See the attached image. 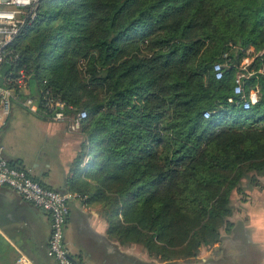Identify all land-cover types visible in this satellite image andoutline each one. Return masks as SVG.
<instances>
[{
	"label": "trees",
	"instance_id": "obj_1",
	"mask_svg": "<svg viewBox=\"0 0 264 264\" xmlns=\"http://www.w3.org/2000/svg\"><path fill=\"white\" fill-rule=\"evenodd\" d=\"M10 47L0 74L25 65L33 95L87 111L90 197L123 240L194 254L264 175V0H41Z\"/></svg>",
	"mask_w": 264,
	"mask_h": 264
},
{
	"label": "crops",
	"instance_id": "obj_2",
	"mask_svg": "<svg viewBox=\"0 0 264 264\" xmlns=\"http://www.w3.org/2000/svg\"><path fill=\"white\" fill-rule=\"evenodd\" d=\"M80 129L13 101L0 142L5 156L43 185L81 193L70 206L66 243L82 264H264V175L257 183L245 179L233 191L232 212L218 239L199 245L194 254L168 255L145 241L120 238L105 201L91 199L98 183L87 153L81 152L88 137ZM51 233L49 211L0 186V264H16L21 253L33 264H57L48 252Z\"/></svg>",
	"mask_w": 264,
	"mask_h": 264
},
{
	"label": "built area",
	"instance_id": "obj_3",
	"mask_svg": "<svg viewBox=\"0 0 264 264\" xmlns=\"http://www.w3.org/2000/svg\"><path fill=\"white\" fill-rule=\"evenodd\" d=\"M40 1L0 0V66L7 61L16 63L17 56H11L10 45L22 28L36 17ZM253 52V47L247 49V54L239 64L236 92L242 91L244 78L257 73L255 68L250 67L254 59ZM223 65V63H216L214 66L218 78L223 75ZM259 70L263 71L264 67L262 66ZM30 75L31 73L25 65L5 74H0V129L11 112L12 102L18 101L35 112H38L42 106L49 114L50 119L64 122L72 130H79L88 115L87 111L80 110L71 113L70 110L74 109V106L61 97L53 96L49 89L46 90L43 97L33 95L29 86ZM257 99L258 89L253 88L250 91V98L245 100L244 106L249 107ZM229 100L232 101L233 98L230 97ZM208 114V112L205 113V115ZM4 149V144L0 142V186L12 187L25 199L51 213L52 233L48 252L56 259L57 264H82L79 259L72 255L66 243V227L70 206L74 201L83 197L81 193L75 190H58L43 185L27 169L12 163L5 156ZM16 264L33 263L24 253H21Z\"/></svg>",
	"mask_w": 264,
	"mask_h": 264
}]
</instances>
